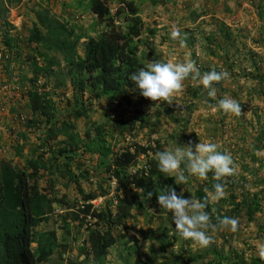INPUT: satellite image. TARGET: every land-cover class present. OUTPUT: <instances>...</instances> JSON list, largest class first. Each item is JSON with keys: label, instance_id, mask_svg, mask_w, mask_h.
I'll return each mask as SVG.
<instances>
[{"label": "rangeland", "instance_id": "1", "mask_svg": "<svg viewBox=\"0 0 264 264\" xmlns=\"http://www.w3.org/2000/svg\"><path fill=\"white\" fill-rule=\"evenodd\" d=\"M130 1L141 21L137 54L142 62L191 59L201 73L227 71L229 78L213 84L215 97L189 78L183 81L184 90L174 95L172 105L149 99L134 105L118 98H88L86 115L74 118L68 109L73 100L72 71L51 51L27 41L28 30L36 22L35 12L45 10L49 17L73 25L74 33L82 32L76 43L77 53L82 55L83 44L106 28L104 22L84 7L86 0H0V158L28 172L31 155L61 146L56 143L61 135L55 140L46 138L51 122L57 127L67 123L68 131L83 140L99 125L111 148L101 161L79 148L69 160L49 168L52 173L39 170L37 186L57 199L46 219L34 227L36 232H54L52 253L41 264H95L86 242L88 224L94 219L86 216L80 221L75 208L83 190L102 193L93 199L95 211L114 210L116 181L109 171L116 155L125 149L133 151L134 144L146 147L122 167L131 174L137 168L145 171L156 152L185 147L189 141L193 145L214 142L219 151L231 154L235 174L222 178L227 195L218 203L210 202L206 212L213 223L217 216L238 218V230L210 229L214 242L204 248L183 239L171 214L157 203L160 189L169 186L162 177L150 190L151 198L145 196L142 206L130 210L124 227H114L116 240L101 264H213L216 258L223 264H251L252 258L264 263L258 255V248L264 246V0ZM107 6L114 26L123 31L129 15L122 0H110ZM172 25L187 34L183 46L171 39ZM31 93L49 100L46 114L55 116L51 122L30 111ZM225 95L241 104L240 116L217 110ZM86 97L84 92L81 99ZM139 113L144 117L141 127ZM120 120L127 128L122 133L117 131ZM83 169L86 173L78 184L67 178ZM165 178H171V187L178 194L182 191L185 198L193 199L195 190L203 191L204 197L209 195L216 182L211 172L206 180L190 176L186 184H176L168 174ZM116 193L131 199L140 191L129 185ZM251 199L259 208L250 217L245 208ZM30 246L33 249L35 244Z\"/></svg>", "mask_w": 264, "mask_h": 264}, {"label": "trees", "instance_id": "2", "mask_svg": "<svg viewBox=\"0 0 264 264\" xmlns=\"http://www.w3.org/2000/svg\"><path fill=\"white\" fill-rule=\"evenodd\" d=\"M108 1L110 0L85 2L84 7L93 12L96 19L104 22L106 28L93 38L87 39L83 44L82 55L76 50V43L82 37V32L74 33L73 25L49 17L45 10L35 12L36 22H32L28 30L27 41L38 44L45 51H51L55 59H57L55 55L58 56L72 71L70 82L73 87V100L68 109L74 118L86 115L84 102L88 98L105 97L108 101L118 98L125 104L134 105L147 100L129 79L133 72L146 67L137 54L141 25L137 9L130 0H122L129 16L124 30L121 31L114 26L107 6ZM149 32L151 34L152 30ZM84 92L87 93V97L81 99ZM28 104L30 111L42 115L45 122L52 121L55 117L53 114H46L50 110V102L46 98L39 99L31 93ZM138 115L141 116L138 119L141 127L144 123L141 119L144 117L140 113ZM51 123L52 126L45 130L46 138L55 140L61 135L63 138L56 140L61 146L57 149H48L47 152H37L33 157L31 155L27 161V167L30 169L28 172L15 168L10 162L0 158V264H41L52 253L55 245L54 232L34 230L36 225L46 219L53 209V202L57 201L54 195L48 196L47 192H43L37 186V178L41 175L39 170L52 173L49 168L60 166L61 161L69 160L79 148L82 152L96 154L100 161L110 153L106 132L102 131L99 125L94 126L92 136L86 135L83 140L76 133L68 131L67 123L64 122L59 127ZM117 125L118 133L127 129L125 122L121 120ZM133 147V151L125 149L116 155L109 171L116 181L113 211L104 208L95 211L90 201L102 193L97 194L94 191L83 193V190H80L82 200L75 209L80 214V221L86 216L94 219L88 224L86 242L91 260L95 264L104 262L107 248L116 240L114 227H124L130 210L135 206H142L146 194L157 184L156 179L163 177L171 187V178H165L167 174L159 171L155 158L148 160L145 171L137 168L130 174L122 169L134 160L138 151H146V147L137 144ZM81 172L78 175L68 174L67 178L78 184V178L84 177L86 170L83 169ZM29 178L32 179L31 182ZM129 185L139 189V196L126 199L116 193L119 188ZM203 197V191H194L195 199L202 200ZM258 208L256 200L251 199L247 202L245 212L251 217ZM207 209L208 207L205 211ZM31 243L35 244L33 249ZM219 260L216 258L213 264H223ZM237 263L240 262L232 264ZM205 264L212 262L206 261ZM251 264L264 263L259 258H252Z\"/></svg>", "mask_w": 264, "mask_h": 264}, {"label": "clouds", "instance_id": "3", "mask_svg": "<svg viewBox=\"0 0 264 264\" xmlns=\"http://www.w3.org/2000/svg\"><path fill=\"white\" fill-rule=\"evenodd\" d=\"M170 37L173 40H179L183 46L186 43L187 34H182L178 26L172 25ZM229 76L227 71L211 70L201 73L195 61L189 59L183 62L152 61L146 67L133 72L129 79L135 83L143 97L153 102L165 101L172 105L174 95L184 90V80L190 78L196 82V85H202L208 89L209 97H215L213 84ZM175 107L178 106L175 105ZM216 108L226 114L241 115V104L227 95L219 99ZM155 159L158 162L159 171L174 177L176 184H186L190 176L206 180L209 172L213 173V179L216 181L212 185L210 194L202 200L185 198L182 191L178 194L170 186L160 189L157 203L160 208L171 214L175 230L183 239L191 240L204 248L211 246L214 242L212 236L208 234L210 229H230L232 232L238 230V218L217 216L216 222L213 223L209 213L205 211L210 202L218 203L227 195L226 182L222 178L235 174L234 161L230 153L219 151L218 145L214 142L199 141L193 145L192 141H189L185 147L178 146L174 150L166 149L156 152ZM205 191L209 190L205 189ZM151 196L152 192L149 191L146 198L150 199ZM258 255L264 259V246L258 248Z\"/></svg>", "mask_w": 264, "mask_h": 264}, {"label": "built area", "instance_id": "4", "mask_svg": "<svg viewBox=\"0 0 264 264\" xmlns=\"http://www.w3.org/2000/svg\"><path fill=\"white\" fill-rule=\"evenodd\" d=\"M93 201H94V200H91L90 202L93 203ZM80 206H81V204H80Z\"/></svg>", "mask_w": 264, "mask_h": 264}]
</instances>
